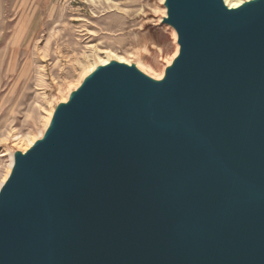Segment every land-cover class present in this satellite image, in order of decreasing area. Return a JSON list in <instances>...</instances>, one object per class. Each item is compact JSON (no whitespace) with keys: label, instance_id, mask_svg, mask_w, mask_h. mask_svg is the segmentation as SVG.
Segmentation results:
<instances>
[{"label":"water","instance_id":"95a60500","mask_svg":"<svg viewBox=\"0 0 264 264\" xmlns=\"http://www.w3.org/2000/svg\"><path fill=\"white\" fill-rule=\"evenodd\" d=\"M181 55L111 64L19 154L0 264H264V0H167Z\"/></svg>","mask_w":264,"mask_h":264},{"label":"rangeland","instance_id":"374dc122","mask_svg":"<svg viewBox=\"0 0 264 264\" xmlns=\"http://www.w3.org/2000/svg\"><path fill=\"white\" fill-rule=\"evenodd\" d=\"M165 12L167 0H0V183L109 53L161 77L178 47Z\"/></svg>","mask_w":264,"mask_h":264},{"label":"bare ground","instance_id":"6f19581e","mask_svg":"<svg viewBox=\"0 0 264 264\" xmlns=\"http://www.w3.org/2000/svg\"><path fill=\"white\" fill-rule=\"evenodd\" d=\"M164 1H166V0H164ZM254 1H257V0H246L244 2H239V0H237L236 2H234L232 0H223V3L229 10H236V9H239L240 7H242L243 5H245L246 3H250V2H254ZM165 15H168V13L165 12ZM174 31H175V37L177 38V40L179 42L180 35H179V33H178V31L176 29H174ZM181 50H182V47H181L180 43H178V47H177L176 53H175L172 61L169 62L168 66L164 69V71H163V73H162L160 78L154 77L151 74L152 73L151 71H150L151 73L150 74L148 73V75L143 73V72H141V71H139V70L138 71L145 78H147L148 80L152 81L153 83H157V84L158 83H162V82H164L167 79L169 71L173 68V66L175 65V63L179 59V57L181 55ZM109 55H110V57H108L107 59L99 61L100 64H95L93 67H91V70L89 72H87L88 75L85 76L86 78L83 81H86L87 79L88 80L92 79V77L94 76L95 73H97V71H99V70H101V69H103V68H105V67H107V66H109L111 64L125 65V66H128L130 68L133 67L131 65V63L128 62L130 60L127 61L126 59H124V58H122L120 56H117L115 54H111V53H109ZM141 67L144 68V66H141ZM83 84L80 85L77 88V90L75 91L76 93H78L83 88ZM61 95H63V94H61ZM72 99L73 98L69 96L67 99H65V101H62L60 103V106L61 107H67L70 104ZM50 112H52V111L50 110ZM56 112H57L56 110H53L52 114L49 113V117L47 116V120H46L47 122L45 121L46 122V127L44 126L45 129L41 130V134L39 135V137L37 139L32 138L31 142L29 143V146L27 148H25V152L26 151L29 152V150H31L37 144L38 141H43L45 139L46 135L48 134V132L53 129V123H54V119H55V116H56ZM39 133H40V131H39ZM18 155H19L18 153H13V154L10 155V163H9V166H8L9 170L7 171V175L4 178V180H2L1 183H0V193L2 192L3 188L6 186V184L10 180L11 176L13 175V172H14V169H15L18 157H19Z\"/></svg>","mask_w":264,"mask_h":264}]
</instances>
